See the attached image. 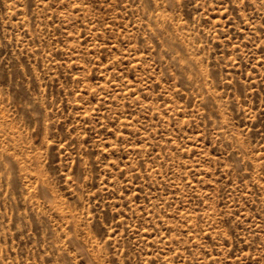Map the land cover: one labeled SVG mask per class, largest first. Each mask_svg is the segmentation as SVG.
I'll return each mask as SVG.
<instances>
[{"label":"rangeland","instance_id":"374dc122","mask_svg":"<svg viewBox=\"0 0 264 264\" xmlns=\"http://www.w3.org/2000/svg\"><path fill=\"white\" fill-rule=\"evenodd\" d=\"M0 264H264V0H0Z\"/></svg>","mask_w":264,"mask_h":264}]
</instances>
